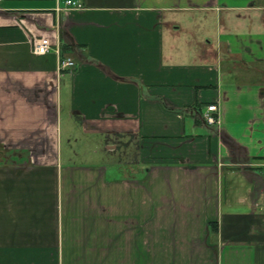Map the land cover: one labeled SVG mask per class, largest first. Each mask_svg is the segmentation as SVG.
<instances>
[{
	"label": "crops",
	"instance_id": "crops-1",
	"mask_svg": "<svg viewBox=\"0 0 264 264\" xmlns=\"http://www.w3.org/2000/svg\"><path fill=\"white\" fill-rule=\"evenodd\" d=\"M65 1H0V264H264V0Z\"/></svg>",
	"mask_w": 264,
	"mask_h": 264
},
{
	"label": "rangeland",
	"instance_id": "rangeland-1",
	"mask_svg": "<svg viewBox=\"0 0 264 264\" xmlns=\"http://www.w3.org/2000/svg\"><path fill=\"white\" fill-rule=\"evenodd\" d=\"M66 108L63 109L62 120H61V130H62V157L64 161H73V162H92L94 160V156L91 151L87 149L86 140L80 135L79 127L76 125V121L71 120L70 117L66 115ZM71 141L70 139H75ZM105 151H100L96 156L97 160H104L111 164V173L114 175H124L127 173L125 171L127 162V157H124V153L121 151H117L111 156H105ZM130 152V150H129ZM103 154V155H102ZM128 160L130 158L128 157ZM118 164V165H116ZM121 168H120V166ZM118 166V167H117ZM122 169V170H120Z\"/></svg>",
	"mask_w": 264,
	"mask_h": 264
},
{
	"label": "built area",
	"instance_id": "built-area-1",
	"mask_svg": "<svg viewBox=\"0 0 264 264\" xmlns=\"http://www.w3.org/2000/svg\"><path fill=\"white\" fill-rule=\"evenodd\" d=\"M1 1V0H0ZM67 6H71L74 9H82V5L80 3L74 2L72 0L65 1ZM51 42L48 38H40L38 41L34 43L33 51L37 54H46L50 51ZM74 66V61L70 58H64L59 63V68L62 70L70 69ZM217 107L214 104L208 105L206 112L202 116V120L206 125H215L218 123V119L216 117Z\"/></svg>",
	"mask_w": 264,
	"mask_h": 264
}]
</instances>
